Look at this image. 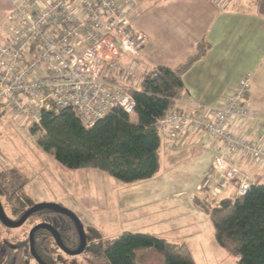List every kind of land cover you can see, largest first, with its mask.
I'll return each instance as SVG.
<instances>
[{
    "label": "built area",
    "instance_id": "2783aa9c",
    "mask_svg": "<svg viewBox=\"0 0 264 264\" xmlns=\"http://www.w3.org/2000/svg\"><path fill=\"white\" fill-rule=\"evenodd\" d=\"M224 10L232 0H207ZM9 38L0 44V106L39 127L43 111L71 110L91 128L115 109L133 116L134 94L149 74L141 62L147 42L129 20L133 0H11ZM250 77L245 75L220 107L199 113L176 108L154 127L160 139L180 146L202 132L220 142L228 155L213 159L198 191L216 197L227 185L243 197L252 186L234 157L264 167V120L258 132H242L248 116Z\"/></svg>",
    "mask_w": 264,
    "mask_h": 264
},
{
    "label": "crops",
    "instance_id": "0c3cea01",
    "mask_svg": "<svg viewBox=\"0 0 264 264\" xmlns=\"http://www.w3.org/2000/svg\"><path fill=\"white\" fill-rule=\"evenodd\" d=\"M133 1L135 5L128 17L132 27L147 38L141 52L145 69L174 70L195 55L199 47H206L205 55L183 73V91L174 108L194 114L206 107H220L239 81L249 75V118L242 132L253 137L264 120V19L257 14L255 0H232L222 11L207 0ZM11 11V0H0V44L11 34L13 24L6 23ZM134 118L130 121L136 124ZM221 153L230 154L220 142L208 140L202 132L187 135L180 146L160 139L159 171L152 179L131 185L114 183L115 200H120V193L124 195L122 201L127 208L124 215H129V228L118 233L113 230L116 235L112 239L120 233H143L184 243L192 255L188 243L191 238L173 236L182 235L191 227L199 233L207 224L201 216L208 220L209 217L196 202L203 198L218 201L235 195L232 185H227L216 197L198 191L213 159ZM233 163L251 185H264V167H254L239 157H234ZM185 205L193 215L191 222L184 221L183 211L176 213L177 209L184 210ZM141 208L153 214L147 222L141 219ZM211 236L214 240L213 232ZM210 240L209 235L205 242L209 244Z\"/></svg>",
    "mask_w": 264,
    "mask_h": 264
},
{
    "label": "trees",
    "instance_id": "16d2710c",
    "mask_svg": "<svg viewBox=\"0 0 264 264\" xmlns=\"http://www.w3.org/2000/svg\"><path fill=\"white\" fill-rule=\"evenodd\" d=\"M255 4L258 16L264 19V0H255ZM205 52L206 47H199L195 55L174 70L166 67L150 70L144 78L141 91L134 94L133 116L137 119L136 124L131 123V116L120 109L113 110L91 128L82 126L69 109L43 111L39 127L31 129L33 134L42 132L36 140V146L69 170H97L122 185L152 179L159 171L160 147V137L154 125L175 107L183 91V73ZM8 114L5 106H0L2 121ZM12 172L17 179L13 178L15 181L11 183V189L17 188L20 192L24 182H20L17 170ZM0 190L1 196H5L7 190L1 181ZM196 206L208 215L216 244L235 256L237 264H264V185H252L243 197L234 199L227 197L217 201L203 198L196 202ZM1 207L4 211L2 204ZM26 211L14 213L18 216L15 221ZM35 221L36 224L45 223L53 227L68 251L79 247L78 230L65 215L42 210L30 216L26 223ZM88 232L97 236L95 231ZM33 242L35 254L41 262L56 264L51 247L59 249L48 230H38ZM146 250L158 254L163 264H195L184 243L177 244L163 238L130 232L122 233L104 246H86L83 253L89 255L91 264H140L137 254ZM16 253L18 258L14 264H21L23 259L34 261L29 252L28 237L18 244Z\"/></svg>",
    "mask_w": 264,
    "mask_h": 264
},
{
    "label": "rangeland",
    "instance_id": "374dc122",
    "mask_svg": "<svg viewBox=\"0 0 264 264\" xmlns=\"http://www.w3.org/2000/svg\"><path fill=\"white\" fill-rule=\"evenodd\" d=\"M130 119L135 120L134 116ZM32 128L28 121L15 118L10 113L4 121L0 119V176H2L0 181L7 190L5 196H1L2 190H0V201L6 216L15 221L18 216L14 213L17 211H28L40 204L60 205L79 220L86 231L87 246L90 248L104 246L108 241L113 240L112 237L116 235L113 230L117 233L127 230L129 215H124L127 209L125 202L122 201L124 195L120 193V200H115L114 183L119 182L97 170H69L62 167L36 146V140L42 132L37 131L33 134ZM14 170L18 171L20 182H24L23 190L20 192L17 188L11 189V183L17 179L12 172ZM231 197L234 199L236 196ZM143 209L141 208L140 212L141 219L147 222L153 214L144 212ZM182 211L184 221L191 222L193 215L190 209L185 205L184 210L177 209L176 213ZM201 217H204L207 223L201 227V232L198 230V233L191 227L182 235L173 237L191 238V241L188 239V243L196 264H237L238 259L228 254L213 240L211 236L213 226L208 218L203 215ZM180 221L178 217V222ZM36 223V221L25 222L17 229H5L0 225V264H14L18 258L16 253L18 244L28 237ZM135 226L138 228L137 225ZM89 230L95 231L97 236L90 234ZM200 235L201 240H199ZM209 235L212 242L210 240L207 244L208 241L205 240ZM51 250L56 264H91V258L86 253L67 256L53 247ZM137 260L140 264H163V259L150 250L139 252ZM21 264L36 263L30 259H23Z\"/></svg>",
    "mask_w": 264,
    "mask_h": 264
},
{
    "label": "water",
    "instance_id": "95a60500",
    "mask_svg": "<svg viewBox=\"0 0 264 264\" xmlns=\"http://www.w3.org/2000/svg\"><path fill=\"white\" fill-rule=\"evenodd\" d=\"M42 210H52V211H56L59 212L63 215H65L66 217L70 218L79 233V237H80V244L79 247L75 250V251H68L67 249L64 248V246L61 244L60 239L58 237L57 232L55 231V229L53 227H51L48 224L45 223H41V224H37L36 226H34L29 234H28V241H29V250H30V254L32 256V258L34 259V261L37 264H44L43 262H41L39 260V258L36 256L35 251H34V242H33V238H34V234L41 229H46L48 230L51 235L52 238L55 241L56 246L66 255L68 256H78L81 255L86 246H87V237L84 231L83 226L81 225V223L79 222V220L67 209H64L63 207H61L60 205H54V204H40V205H36L32 208H30L28 211H26V213H24V215L18 220V221H12L10 220L6 214L4 213L1 204H0V223L8 229H17L21 226H23L25 224V222L28 220V218L30 216H32L33 214L42 211Z\"/></svg>",
    "mask_w": 264,
    "mask_h": 264
},
{
    "label": "flooded vegetation",
    "instance_id": "af4514ba",
    "mask_svg": "<svg viewBox=\"0 0 264 264\" xmlns=\"http://www.w3.org/2000/svg\"><path fill=\"white\" fill-rule=\"evenodd\" d=\"M54 240V239H53ZM55 242V241H54ZM58 248V247H57ZM59 249V248H58ZM60 250V249H59ZM61 251V250H60ZM73 251H75V250H73ZM29 252H30V250H29ZM62 252V251H61ZM65 254V253H64ZM31 255V254H30ZM68 256V255H67Z\"/></svg>",
    "mask_w": 264,
    "mask_h": 264
}]
</instances>
